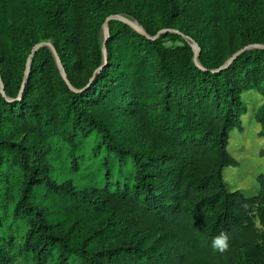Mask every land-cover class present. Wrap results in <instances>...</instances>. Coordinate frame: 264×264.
Returning <instances> with one entry per match:
<instances>
[{"label":"trees","instance_id":"obj_1","mask_svg":"<svg viewBox=\"0 0 264 264\" xmlns=\"http://www.w3.org/2000/svg\"><path fill=\"white\" fill-rule=\"evenodd\" d=\"M126 3L149 34L192 36L199 64L189 43H166L175 32L150 38L119 20L104 57L86 32L89 14H113L106 0H0V194L17 171L11 213L25 226L14 242L0 213V264H264V179L247 194L224 178L238 163L228 144L242 92L264 94V46L255 45L264 44V2ZM51 38L58 56L40 46L25 79L33 47ZM238 39L254 45L221 67ZM93 133L105 151L102 182L55 179L50 140L76 149ZM128 165L131 182L120 179ZM221 232L223 253L212 246Z\"/></svg>","mask_w":264,"mask_h":264},{"label":"rangeland","instance_id":"obj_2","mask_svg":"<svg viewBox=\"0 0 264 264\" xmlns=\"http://www.w3.org/2000/svg\"><path fill=\"white\" fill-rule=\"evenodd\" d=\"M106 1L108 8L113 11L111 15L120 14L135 23H140L138 19L127 12L129 7L126 0ZM256 1L264 2V0ZM93 13L95 12L93 11ZM107 17L97 18L96 15L89 14V20L87 21L88 31L86 32L88 38L98 35L101 40L104 57L106 56V47L103 46V43L107 37L104 25ZM113 20L125 21L132 25L125 19L111 17L108 20L109 32ZM158 23V20H154V25ZM171 29L173 28L171 27ZM174 29L176 30H166L163 27L157 32L160 31V34L170 31L175 32L179 36L167 35L165 37L168 45L187 42L193 47L194 53L197 51L200 53L201 48L192 36L177 28ZM47 40L53 41L52 38ZM242 47L241 39L233 41L228 49L229 56L227 60ZM242 97L245 103V111L241 116L240 125L232 128L228 144L229 151L238 160V163L225 167L224 178L230 190L241 189L247 194H254L258 192L261 187V180L264 179V124L259 118V113L264 109V94L259 89L250 88L242 92ZM50 146L51 164L53 166L51 175L55 179L58 181H70L73 185L80 188L97 185L102 182V176L105 172L102 159L105 151L100 146L99 135L93 133L86 137L76 149H72L61 137L54 136L50 140ZM113 167L115 178H117L119 177L116 174L117 164L113 163ZM131 172L132 168L128 165L126 172L122 173L120 179L123 178L124 181L131 182ZM8 174L9 179L0 194V213L3 216L5 229L13 234V241L16 242L22 240V233L25 227L24 224L13 220L11 213L21 187L20 175L15 170H9ZM240 254L245 255V253ZM260 256L264 259V253H260ZM72 264H80V262L74 260Z\"/></svg>","mask_w":264,"mask_h":264},{"label":"water","instance_id":"obj_3","mask_svg":"<svg viewBox=\"0 0 264 264\" xmlns=\"http://www.w3.org/2000/svg\"><path fill=\"white\" fill-rule=\"evenodd\" d=\"M111 17H119V18H122V19H125L127 21H129L134 27H136L140 32H142L143 34H145L146 36L150 37V38H155L157 36H159L160 34V31L156 34V35H151L149 34L145 29L144 27L140 24V23H135L133 22L132 20H129L128 18H126L125 16L123 15H120V14H115V15H109L106 20H105V25H104V29H105V32L107 34V36L109 35V28H108V20L111 18ZM166 30H176V29H171V28H165ZM106 39L107 37L105 38L104 40V43H103V46L106 47ZM42 45H49L51 46L53 49V42L50 41V40H42L40 42H38L37 44H35V46L33 47L32 49V52L30 53L29 57H28V60H27V65H26V74H25V79L27 77V74L29 72V69H30V65H31V60H32V57L34 55V52ZM254 44H248V45H245L244 47H242L240 50H238L236 53H234L221 67H225L227 66L232 60L233 58L238 54L240 53L241 51L245 50L246 48L250 47V46H253ZM255 45H261V46H264V44H255ZM54 52H55V55L58 56L57 54V51L54 49ZM198 54H199V51H197L194 55V58H195V61L199 64L198 62ZM59 59V58H58ZM59 63L61 65V67L63 68V65L61 64L60 60H59ZM65 75V78L67 79V76L66 74ZM0 89L3 93H5V87H4V84H3V81L1 79V76H0Z\"/></svg>","mask_w":264,"mask_h":264},{"label":"clouds","instance_id":"obj_4","mask_svg":"<svg viewBox=\"0 0 264 264\" xmlns=\"http://www.w3.org/2000/svg\"><path fill=\"white\" fill-rule=\"evenodd\" d=\"M212 246L214 250L221 253L226 252L229 249V235L227 232H221L215 236L212 240Z\"/></svg>","mask_w":264,"mask_h":264}]
</instances>
